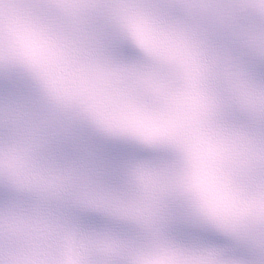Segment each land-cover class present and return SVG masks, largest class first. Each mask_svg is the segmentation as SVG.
<instances>
[{"label": "snow or ice", "instance_id": "obj_1", "mask_svg": "<svg viewBox=\"0 0 264 264\" xmlns=\"http://www.w3.org/2000/svg\"><path fill=\"white\" fill-rule=\"evenodd\" d=\"M0 264H264V0H0Z\"/></svg>", "mask_w": 264, "mask_h": 264}]
</instances>
